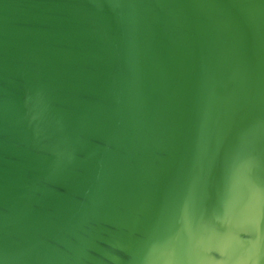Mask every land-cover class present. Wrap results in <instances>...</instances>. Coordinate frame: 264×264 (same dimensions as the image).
Listing matches in <instances>:
<instances>
[{
  "label": "water",
  "instance_id": "obj_1",
  "mask_svg": "<svg viewBox=\"0 0 264 264\" xmlns=\"http://www.w3.org/2000/svg\"><path fill=\"white\" fill-rule=\"evenodd\" d=\"M0 264H264V0H0Z\"/></svg>",
  "mask_w": 264,
  "mask_h": 264
}]
</instances>
